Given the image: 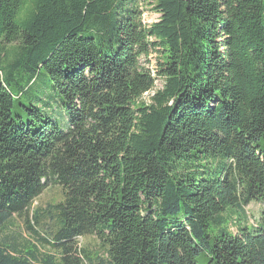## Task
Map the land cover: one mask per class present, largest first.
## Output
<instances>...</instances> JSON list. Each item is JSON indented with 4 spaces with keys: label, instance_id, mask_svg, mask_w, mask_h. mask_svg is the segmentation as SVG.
<instances>
[{
    "label": "trees",
    "instance_id": "trees-1",
    "mask_svg": "<svg viewBox=\"0 0 264 264\" xmlns=\"http://www.w3.org/2000/svg\"><path fill=\"white\" fill-rule=\"evenodd\" d=\"M55 186L0 264H264V0H0V235Z\"/></svg>",
    "mask_w": 264,
    "mask_h": 264
},
{
    "label": "rangeland",
    "instance_id": "rangeland-1",
    "mask_svg": "<svg viewBox=\"0 0 264 264\" xmlns=\"http://www.w3.org/2000/svg\"><path fill=\"white\" fill-rule=\"evenodd\" d=\"M157 19L158 15L152 13L144 18L147 24H151ZM155 58L156 55H151L147 58V60L142 58L141 64L143 66H152L151 68H153L155 66ZM161 85V82L157 80L155 82L154 90L160 89ZM40 95L42 99L44 93ZM149 96V94H145L142 101L147 103ZM62 199L63 195L59 187L55 186L48 188L33 202L30 209L28 217L29 220L31 219V215L34 211L40 210L37 223L32 225L35 234H32L26 230L23 219L18 217H12L8 224L5 226V229L1 233L0 238L10 240V242H14V244H16L17 246L19 245L18 248H25L27 244L35 245L37 247V252L40 255L39 258H42L46 255H51L57 258L58 254L55 250L51 248V245L47 243L45 244L41 240L44 239L50 242L52 238L51 229L53 226V222L51 219L46 217L47 215L45 214V212L48 209H51L52 206L61 202ZM244 210L246 212L249 222H255L258 219V215L261 210V205L258 203H251L247 207H245ZM77 248H81V250L84 251L85 254L91 255L97 253L100 249L96 239L92 236H86L81 239H78Z\"/></svg>",
    "mask_w": 264,
    "mask_h": 264
}]
</instances>
